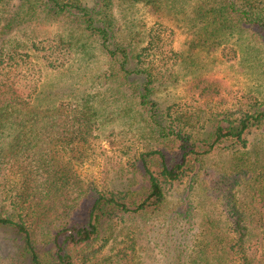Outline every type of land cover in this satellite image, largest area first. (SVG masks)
Returning a JSON list of instances; mask_svg holds the SVG:
<instances>
[{"label":"trees","instance_id":"obj_1","mask_svg":"<svg viewBox=\"0 0 264 264\" xmlns=\"http://www.w3.org/2000/svg\"><path fill=\"white\" fill-rule=\"evenodd\" d=\"M138 4L152 26L128 20ZM184 17L193 36L175 50L160 19L180 26ZM197 46L257 69L264 0H0V230L18 240L13 264H141L142 219L165 215L182 182L200 190L183 208L195 232L190 253L167 252V264H264L260 94L222 92L221 79L203 76L193 102L156 94L194 71ZM69 70V88L49 79ZM111 110L123 120L107 134L118 154L99 178H83L77 167L93 157Z\"/></svg>","mask_w":264,"mask_h":264},{"label":"rangeland","instance_id":"obj_2","mask_svg":"<svg viewBox=\"0 0 264 264\" xmlns=\"http://www.w3.org/2000/svg\"><path fill=\"white\" fill-rule=\"evenodd\" d=\"M132 14L128 18L134 19L138 25L143 26H152L153 23L157 20L155 16L150 14L147 11V8H144L142 5H136L133 10L131 9ZM189 17H184L180 22V26L176 25V22H169L164 19H160L163 24L174 29L173 42L171 46L175 50H182L186 47L189 40L192 38V31L188 27ZM142 32V31H141ZM126 33L121 31V35L124 36ZM163 43V42H162ZM162 49L166 48V44L159 45ZM169 46V45H168ZM170 47V46H169ZM195 56V62L198 65H193V68H190L191 71L186 75L187 79H180L178 82L172 83L170 91H165L164 88L160 90L157 89L156 94L160 97V100L163 104L171 103L173 101H189L193 102L194 91L196 90L194 85L199 77H207L212 79H221L223 83L217 85L222 87L223 91L230 92H245L246 90L253 89L254 93L257 91L260 94V99L264 101V61L261 60L259 67L257 69L253 65H240V63H231V62H222L220 60L219 53H207L206 50L200 49L199 46L193 51ZM262 54H264L262 52ZM164 54L159 53L155 64L161 67L162 71H165L163 66L162 57ZM103 55L98 54L97 59L93 66L99 70L100 64L103 61ZM183 73L187 72V68L182 69ZM50 80L57 81L61 87L69 88L74 83L75 78L72 75V72L66 71L61 73H53L49 77ZM96 83H90L89 87L92 90H100L101 85ZM100 95L102 93H99ZM202 97L200 99L203 102ZM110 105V104H108ZM118 106L117 103L112 104ZM117 112V113H114ZM120 111H110L114 115V121L112 120L101 132L103 135L96 139V151L93 154V157L89 158L87 162L77 167V172L83 178H99L101 176L102 163L103 160L112 159V156L118 154V151H115L112 146L115 140V137H108L107 134L112 128L115 131L120 130V124L122 123L121 116H119ZM119 124V125H117ZM120 127V128H119ZM124 135L129 138L132 136V132L123 131ZM219 161L217 158L208 160L207 165L210 167V164L216 163ZM213 170V168L211 169ZM210 170V172H211ZM213 174V173H212ZM210 174V175H212ZM201 181L203 184H211L209 178L201 176ZM203 187V185L201 184ZM189 195V197H188ZM200 198V190L196 188L192 192H188L187 182L176 183L173 189L169 193V203L167 205L165 215L170 216L167 218L165 215L155 216L151 218L142 219V225L144 230L141 232V239L137 247V253L139 255V261L141 264H167V259L165 254L172 255L179 252L187 254L190 253V244L192 234L195 232L194 229H189L192 227V224H188L187 220L184 218L185 214L183 208L187 202H192L195 204L196 199ZM138 222H133L131 228H134L138 225ZM180 242L182 243L180 245ZM19 243L16 240L14 234L8 230H0V264H13V258L18 259L17 257V247ZM105 252V251H104Z\"/></svg>","mask_w":264,"mask_h":264}]
</instances>
